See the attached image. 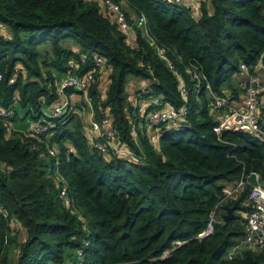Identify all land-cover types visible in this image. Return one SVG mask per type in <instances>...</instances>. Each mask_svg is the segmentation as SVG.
Instances as JSON below:
<instances>
[{"label": "trees", "instance_id": "16d2710c", "mask_svg": "<svg viewBox=\"0 0 264 264\" xmlns=\"http://www.w3.org/2000/svg\"><path fill=\"white\" fill-rule=\"evenodd\" d=\"M125 1L129 39L101 0H0V105L23 120H44L47 144L58 149L41 155L31 149L35 138L7 128L14 117H0V264H64L78 248L80 264H264V246L243 242L245 214L222 217L246 187L240 210L252 209L250 185L230 196L227 185L255 172L264 188V139L217 134L212 106L214 95L239 96V64L253 65L264 52V0ZM156 48L182 73L184 98ZM94 54L105 64L89 89L94 117L109 114L121 145L138 152L136 119L144 159L99 153L80 112L85 104L44 115L58 98L51 80L92 69ZM194 70L203 78L195 81ZM130 76L150 87L144 100L184 104V115L150 135L128 102ZM57 174L66 180L68 206ZM209 224L211 233L200 236Z\"/></svg>", "mask_w": 264, "mask_h": 264}, {"label": "built area", "instance_id": "2783aa9c", "mask_svg": "<svg viewBox=\"0 0 264 264\" xmlns=\"http://www.w3.org/2000/svg\"><path fill=\"white\" fill-rule=\"evenodd\" d=\"M104 6L112 17L115 19L120 29L126 34L127 39L130 38V27L126 18L125 0H101ZM172 3H181L183 0H169ZM196 6L198 1L191 0ZM138 25L144 26V18L141 16L137 21ZM156 53L160 59L167 61L168 68L173 76L178 81L179 91L184 98L186 93V87L183 82L182 73L178 71L171 63L168 62L164 51L161 48H156ZM264 52L256 60L253 65L246 63L239 64L240 74L246 79L245 92L243 97V110L237 106L231 105L229 101V94L214 95L213 96V110L217 112L229 111V116L220 121L215 127L214 131L219 134L223 130L248 132L259 135L264 139V100L262 99L261 89L262 82L259 78V71L264 69L263 62ZM79 60L85 63L87 60L86 54H80ZM91 62L93 68L85 71L82 74H74L67 72L62 76L54 77L50 85L54 88L55 94L58 96L57 100L51 106V109L44 112V115L50 118H57L62 115H67L71 112L78 111L77 105L83 103L86 105V109L80 111L84 115V122L87 126L90 135L92 146L101 154L119 155L132 160L144 159L143 151L139 146L138 135V121L134 119L131 124L132 139L138 147V152L121 145L119 136L116 130L113 128V119L109 114L102 115L99 118L94 117L93 106L89 97V89L95 82L94 75L95 70L99 72L104 68V60L102 57L94 54ZM104 73V72H103ZM18 75V71H14L10 78L9 83H13ZM106 74H103V77ZM192 78L195 81L203 78L197 71H192ZM2 74L0 73V80ZM104 86V84H103ZM65 89H72L75 93L80 95V99H73L65 93ZM151 89L148 85L141 86L136 94L137 98L145 95H149ZM144 106L149 107L150 110L145 115V120L149 127L158 128L160 125L176 121L181 118L185 111V105H181L178 109L174 108L169 102L162 100L159 97H150L145 101ZM134 110V108H133ZM0 117H14V120H8L7 128L19 130L28 137L36 139V142L31 144V149L39 151L41 155L56 156L58 149L51 147L47 143L45 135L48 131V125L44 120H38L31 123L28 128H17L16 122L22 121L24 116L21 114H15L12 109H8L0 105ZM41 144L45 145L46 150H42ZM248 177V175H247ZM245 179L241 178L235 182L234 187H225L224 192L226 195H230L236 190L243 187L245 184L251 186L250 199L252 200V209L246 215V225L243 242L252 243L258 246H264V188L259 184H249ZM258 180V174L256 173ZM56 183L61 184L59 188V198L62 200L65 206L71 204V198L68 195L66 189L65 178L57 174L55 178ZM259 181V180H258ZM83 221L84 218H83ZM10 227L17 231V225L11 221ZM212 231V226L209 224L205 231L200 236H206ZM86 244V242H85ZM178 245L179 242L174 243ZM167 253V251H166ZM82 249H75V255L77 258L74 261H69L68 264H80V257H82Z\"/></svg>", "mask_w": 264, "mask_h": 264}, {"label": "crops", "instance_id": "0c3cea01", "mask_svg": "<svg viewBox=\"0 0 264 264\" xmlns=\"http://www.w3.org/2000/svg\"><path fill=\"white\" fill-rule=\"evenodd\" d=\"M185 1H189V0H185ZM134 19L135 18H133V20ZM259 78L262 82L261 95H262V99L264 100V69L259 71ZM236 79H237V83L240 87V94L236 98H234L233 96H230L229 100L231 102V105L237 106L238 108L243 110V108H244L243 107V97H244V89H245V87H244L245 79H243V77L240 75L236 76ZM146 84H147L146 82L139 80L137 78L128 79L126 82V93L128 95L127 96L128 102L132 107L136 106L137 109H136L135 115H137V117H139V118H142V117L145 118V115H147V113L149 112V107L147 108L146 106H144L145 101H146V100H144L145 98H142V97L137 98L136 97L138 89L141 86L146 85ZM242 89H243V91H242ZM102 90H103V88H102ZM227 91H229V90H227ZM228 94H230V91L228 92ZM72 98L78 99L75 96H72ZM213 114H214L215 118L217 120H219V122H220L229 116V111L226 110L224 112H218V113H216V111H214ZM31 123L32 122L29 121V119H25V120L16 122V126L20 127V128H26V127L28 128L29 126H31ZM145 123L146 124H144V127L147 126L150 130V135L154 136L155 133L153 132V129H152L153 127H149L146 120H145ZM234 185H235V181L230 183L226 187H234ZM236 192H238V190H236L235 192H233L230 195H234ZM230 195H227V196H230ZM246 202L248 203V201H246ZM246 202H243L242 205L245 206L247 204ZM239 213L247 215L246 213H248V210H241V211H239ZM64 264H65V262H64Z\"/></svg>", "mask_w": 264, "mask_h": 264}, {"label": "water", "instance_id": "95a60500", "mask_svg": "<svg viewBox=\"0 0 264 264\" xmlns=\"http://www.w3.org/2000/svg\"><path fill=\"white\" fill-rule=\"evenodd\" d=\"M247 181L249 184H253V185H257L259 184V181L256 178V173L255 172H251L248 177H247ZM248 188H244L241 192V195L238 199H236L234 201V203L231 206H227L224 205V209L226 210V212L223 214V221L226 222L228 219L236 217L235 215V211H239L242 208V205L240 204L241 199L245 196V194L247 193ZM128 221V218L126 219L125 223L126 224Z\"/></svg>", "mask_w": 264, "mask_h": 264}, {"label": "rangeland", "instance_id": "374dc122", "mask_svg": "<svg viewBox=\"0 0 264 264\" xmlns=\"http://www.w3.org/2000/svg\"><path fill=\"white\" fill-rule=\"evenodd\" d=\"M64 45L65 46H67V47H69V48H72V49H74L75 50V45H74V43L72 42V41H70V40H66V41H64ZM128 79H134V77H128ZM127 79V80H128ZM134 108V110H136L137 108H136V106H134L133 107ZM136 114V113H135ZM22 115V114H21ZM244 202H246V200L244 201ZM247 203V202H246ZM239 211H241V210H239ZM238 211V212H239ZM247 214V213H246ZM246 216V215H245ZM68 254H70L71 256H70V258H69V260H66L65 261V264H67L69 261H74L75 259H76V255H75V252H74V250H70L69 252H68Z\"/></svg>", "mask_w": 264, "mask_h": 264}]
</instances>
